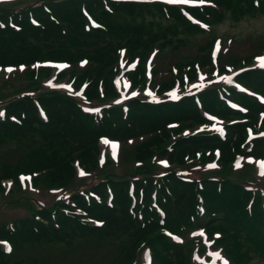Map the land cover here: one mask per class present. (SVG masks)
<instances>
[{
	"label": "trees",
	"instance_id": "16d2710c",
	"mask_svg": "<svg viewBox=\"0 0 264 264\" xmlns=\"http://www.w3.org/2000/svg\"><path fill=\"white\" fill-rule=\"evenodd\" d=\"M211 1L215 6L196 8L194 11L212 25L228 18L240 20L246 15L264 13V0ZM83 7L88 8L104 28L87 29L88 20ZM10 15L20 25L19 30L9 25ZM31 15L39 20V25L31 22ZM0 17L5 21L4 26L0 25V65L17 67L13 74L0 76L3 77L0 83V107H5L7 111L4 119L0 117V146L8 147L0 155V192L3 188L1 180L14 177L18 184L20 171L36 172L37 185L71 184L77 190L86 184L77 176L75 161L78 159L87 171L93 172V179L100 182L95 190L103 200L98 203L92 199L87 203L79 192L74 194V198L87 209L90 216L105 220L102 227L89 225L82 221L80 215L67 216L58 208L56 218L60 228H56L52 213L42 210L39 214L43 221L36 214L19 220L16 231L10 236L15 245L14 253L21 255L27 249L26 252L34 254L37 259L38 251L59 247L63 256L68 253L65 251L71 249L79 251L80 256L85 239L101 244L113 238L119 248V255L113 264H129L135 259L141 242L151 238L166 248L164 252L155 250V264H189V245L172 244L158 232L161 231L158 215L149 210L152 191L157 189L158 200L168 211L167 225L172 229L180 231L182 224H197L199 217L194 214L201 194L208 210L206 216L210 231L219 229L223 232L221 242L226 244L229 252L237 253L239 263L246 262L253 253L264 258V212L259 196L249 210L247 205L251 193L238 185L236 179L225 178L227 176L224 175L218 182L206 181L204 188L199 190L196 183L185 182L175 172H170L169 182L162 185L155 182L153 171L156 168L150 162L151 155L159 152L168 153L176 158L177 164H183L186 163L185 153L194 152L198 147L207 149L220 144L223 148L221 163L227 168L234 151H244L242 143L246 124L238 123L232 127L229 145H223L218 138L209 135L183 137V128L194 127L205 120L194 98H184L177 104L167 102L159 105L144 103L137 98L129 102L127 116L123 115L120 105H111L104 110L102 118H96L82 109L81 101L66 92L42 85V78L47 77L51 69L42 66L36 70L32 67L36 60H68L71 68L65 73L76 77L78 85L83 81L89 82L86 89L89 101L98 99L106 104L116 94L112 76L120 47H126L130 57H141L134 78L135 83H140L145 81V59L154 47H159L161 59L173 57L167 67L172 64L180 68L191 66L190 73L194 74L195 61L211 63L213 37L201 42L195 53L181 54L184 41L202 29L189 22L181 14L179 6L155 1L39 0L23 8L16 7L13 11L0 6ZM83 57L89 58L84 67L79 65ZM229 60L239 66L250 63L251 57L235 55L230 56ZM163 63L158 68L163 69ZM21 64H25L22 71L19 69ZM158 68L155 75L166 72ZM137 76L141 77L140 81ZM240 79L264 93V70H248ZM158 82L161 88L169 84L162 77ZM101 83L104 85L103 95L99 89ZM240 97L252 108L249 119L255 120L258 110L264 106L246 95ZM202 98L204 107L211 111L225 116L242 115L229 109L219 98L216 89L205 91ZM34 99L46 109L49 115L47 121L40 116ZM13 116L18 121L13 120ZM173 120L183 121V127L170 129L168 123ZM102 134L124 141L130 137L142 141L124 149L118 166L113 165L112 161L101 166L99 153ZM174 141L176 143L173 144ZM169 144H173L171 150L168 149ZM254 153L264 154V139L256 141ZM134 159L146 162L129 169L128 163ZM241 177L245 175L242 173ZM131 181L136 184L137 195L141 190L145 194L144 203L138 205L145 210V223L129 210ZM108 184L115 192L113 207L106 201ZM6 234V229L0 228V236ZM5 258L0 248V264H9ZM25 261L23 259L20 264ZM63 261L69 264L70 257ZM78 261L81 260L75 258L72 264ZM83 263L101 264L93 258ZM10 264H14L13 261ZM34 264H37L36 260Z\"/></svg>",
	"mask_w": 264,
	"mask_h": 264
},
{
	"label": "rangeland",
	"instance_id": "374dc122",
	"mask_svg": "<svg viewBox=\"0 0 264 264\" xmlns=\"http://www.w3.org/2000/svg\"><path fill=\"white\" fill-rule=\"evenodd\" d=\"M216 34L219 33L220 35H235L242 40L248 39L244 45H251L255 43H263L264 42V14H259L257 16H246V18L240 20V21H235L232 19L226 20L225 22L219 24L216 26L215 30ZM204 35L198 34L196 38H191L190 43L186 44V47L183 48L181 54H189L192 53L191 46L192 44L194 45L195 41L197 39H203ZM252 40H251V39ZM170 49L167 51L169 52ZM167 58V57H165ZM168 60V58H167ZM7 146H0V155L5 153L7 150ZM49 199L48 201H50ZM22 214V212L19 209L16 208H3L0 209V221L3 219H6L8 217H15L17 215ZM59 247L57 249H45L42 251H38V257L39 259V264H54L60 261V263H64L63 259H67L70 257V262L69 264H72V262L75 260V258L81 260V261H86L88 262L89 260V255L86 253H80V256L75 253L74 250L71 249L69 251L68 255L63 256L61 254ZM68 252V251H65ZM102 253V249L98 252H95V254ZM26 255H29L28 253H25ZM24 255V256H26ZM247 264H264V258H260L258 255L253 254L252 259L247 262Z\"/></svg>",
	"mask_w": 264,
	"mask_h": 264
},
{
	"label": "snow or ice",
	"instance_id": "6c2138e0",
	"mask_svg": "<svg viewBox=\"0 0 264 264\" xmlns=\"http://www.w3.org/2000/svg\"><path fill=\"white\" fill-rule=\"evenodd\" d=\"M169 3H177V2H182V3H186L187 0H168ZM201 3H203V0H201ZM217 47H219V44L217 45ZM261 66H264V63L261 64ZM214 167V165H213ZM219 255V254H217Z\"/></svg>",
	"mask_w": 264,
	"mask_h": 264
}]
</instances>
